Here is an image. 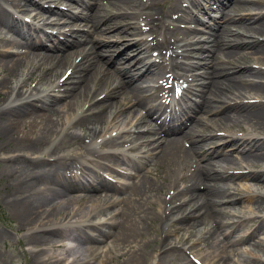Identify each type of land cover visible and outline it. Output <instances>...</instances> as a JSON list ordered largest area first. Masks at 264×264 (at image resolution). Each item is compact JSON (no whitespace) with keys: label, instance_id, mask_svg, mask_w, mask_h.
I'll use <instances>...</instances> for the list:
<instances>
[{"label":"bare ground","instance_id":"6f19581e","mask_svg":"<svg viewBox=\"0 0 264 264\" xmlns=\"http://www.w3.org/2000/svg\"><path fill=\"white\" fill-rule=\"evenodd\" d=\"M41 1L0 0V153H4L1 155L5 162H16L4 169V181L8 189L6 199L16 211L19 229L39 228L25 236L28 244L58 248L63 247V241L71 237L82 248L78 246L81 254L73 258L70 264H88L95 260L94 257L101 250L95 244L111 234L106 230L116 219L120 222L111 243L120 253L110 256L103 263L145 264L147 259H144L141 238L145 224L158 219L170 220L171 231L166 232V235L189 232L198 225H205L217 215L226 214V209H233L239 202V199H230L229 187L223 183L233 178H244L260 185L262 191L244 198L251 204L255 203L259 213H264V81L249 79H264L263 12L236 20L231 17L230 11L243 7L239 4L249 0H234L231 9L226 10V5L219 6L223 25L219 33H209L195 27H182L183 23L206 25L192 14V9H203L201 0H191L190 8L186 5L189 11L181 9V0H175L174 3L166 0H95L91 12L70 14L64 8L55 11L51 7H44ZM46 1L59 6L74 0ZM103 1L113 6L116 12L106 13L105 7L100 4ZM256 3L264 5V0H257ZM74 5L77 9L82 5V0ZM204 9L211 10V7ZM173 12L181 13V16L175 20L176 24L170 25L165 18ZM18 14H30L31 18L22 19ZM54 15L66 16L72 20L68 22L70 25H73L74 20L82 19L85 25L89 24V29L85 30V35L75 36L76 39L59 38L56 33L65 22L61 18H53ZM139 20H143L144 24ZM35 21L43 22V27L49 26L55 34L44 31L41 26L33 23ZM233 23H239L238 26L245 28L254 39L246 42L236 37V40H230ZM74 33L76 31L72 27L59 35ZM121 33L136 36L137 39L131 45L133 51L145 54L146 62L140 59L144 62L143 71L137 74L133 73L135 65H128V57L123 56L126 55V49L109 58L100 53V46L109 51L117 48ZM146 33L148 36L144 38ZM200 33H208V36H199ZM94 35L102 37L101 41L92 40ZM167 35L176 38H168L167 42ZM197 36L202 39L192 42ZM158 37H163L164 41L158 42ZM103 38L115 39L108 41ZM192 45L197 47L192 49ZM6 47H12L15 52L8 53ZM153 49L157 51L159 60L146 59ZM197 54L203 57L202 63L185 62L194 59ZM244 57L246 60L261 62L262 67L255 69L234 65L243 62ZM230 61L234 62L231 64ZM21 68L26 70V80L21 87L31 80L38 87L30 89L29 94L19 88L12 97L8 85L17 79ZM199 68L201 71L196 72ZM169 78L177 82L184 80L183 83L200 82L194 94L188 91L189 98L185 97L177 109L173 107L166 113L168 93L175 86H159L161 90L157 93L148 86L143 87V84ZM52 81L54 85L50 86ZM42 84L43 88L38 89ZM53 91H59L60 95L51 94ZM232 93L249 94L250 97H242L239 101H236L238 98H232L234 102H226L225 94ZM35 102H40V105ZM223 103L225 106H220ZM80 105L87 109L81 111L78 109ZM140 109L144 112L134 122V130L126 131L131 135V140L117 143L111 139L103 145L121 148L130 144L125 151L99 153L81 148V156L77 153L66 156L59 155L57 145H53L55 139L63 133L58 125L62 113H66L65 126L85 127L86 133L91 135L102 129L109 115L117 119L125 111L130 113ZM207 121L223 126L235 122L242 136L231 132L229 142L219 148L205 150L209 144H218L212 142L213 139L220 140L221 135H224H213V127ZM244 125L250 128L246 129ZM204 130L209 133H201ZM62 138L65 147L69 148L74 147L76 141L79 142L77 145H81L89 137L76 138L72 134H63ZM136 150L139 151L138 159L144 161L138 166L133 165L135 170L150 164L151 167H157L155 171L158 177H162L161 167L166 168L169 175L182 173L168 181L166 198L159 203L149 202V196L154 191L165 192L167 188L159 186L155 189L145 178H137L130 185L120 216L113 214L111 217L113 222L108 223L106 219L98 224L87 223L91 213L80 209L71 216V211L78 203L86 201L98 204L102 198L107 199L117 191L116 186L105 181L99 172L117 165L118 154ZM87 156L90 159H86ZM83 160L90 166L84 167ZM236 160L245 163L248 168L260 165L261 169L239 173L215 168ZM162 179L167 180V176ZM76 191L85 194L70 195ZM160 205L165 207L162 211H159ZM61 215H65V218L61 219L60 224L69 217L65 224H75L76 227L70 231L49 229ZM245 220L241 218L240 223ZM263 228L261 223L245 236L230 240L227 245L253 240ZM90 230L93 231L87 232ZM214 236L210 237L209 243L216 257H220V262L221 256L217 251L222 241H217ZM3 237L0 233V240ZM189 238V235L179 238L181 246L172 240L161 239L157 246L159 258L162 259L171 251L177 254L178 249L186 244H189L188 249L193 252L195 243H190ZM261 242H254L253 248L260 246ZM83 252L89 254V257L86 255L84 258ZM176 256L179 257L178 264H189L185 254L178 252ZM33 260V264H62L59 259L48 257L44 249L36 252ZM221 263L224 264L223 261ZM248 264H262V261L255 259Z\"/></svg>","mask_w":264,"mask_h":264},{"label":"rangeland","instance_id":"374dc122","mask_svg":"<svg viewBox=\"0 0 264 264\" xmlns=\"http://www.w3.org/2000/svg\"><path fill=\"white\" fill-rule=\"evenodd\" d=\"M78 0H74L73 2L69 3H63L59 4V6H55L54 3L48 2L46 0L41 1L42 5L44 7H51L55 11H59L64 8L65 12L70 13H78V12H91L93 10V6L95 5V0H82V5L79 6L77 9L74 5L75 2ZM169 2H173L175 0H166ZM257 0H249L248 2L240 3V6H243L241 8H235L230 11L231 17H234L236 20H241L240 18H249L255 16L259 12L264 13V5L257 4ZM190 0H181L180 7L181 9H185L189 11L190 9ZM234 0H210L209 2H205L202 0L203 8L210 6V11H202L200 9H192L196 17L200 19V21H204L206 25H200L196 23H183L182 27H195L198 30H204L209 33H219L221 30V26L223 25V21H221V8L219 9V6L226 5V10L231 9V6L233 5ZM256 3V4H254ZM102 6H104L106 13H115L116 9L111 6L110 4H107L106 1L100 2ZM186 5L189 7L187 8ZM82 14V13H80ZM83 15V14H82ZM18 16L22 19L30 20L31 15H21L18 14ZM178 16H181V13L173 12L169 14L168 17L165 18L167 23L170 25H174L175 20ZM132 17V16H131ZM53 18H61L65 23L62 25V28L57 31L56 36L59 38H67V39H76L75 36L78 35H85V30L89 29V24L85 25V22L80 20H74L73 25L68 24L69 21H72L70 19H67L66 16L63 17H56L55 15ZM49 21V20H48ZM132 22V19H131ZM141 24H144L143 20H139ZM34 24H38L41 26L45 31L52 32L49 26L43 27V22L41 21H35ZM234 26L231 27L232 35L230 36V40L235 39L236 37L239 38V41H251L254 38L251 36V34H247L245 31V28L239 27V23H233ZM76 31L74 34H65V35H59L62 32L68 31L69 29H72ZM3 32L5 33V36L9 38V35L5 32L3 29ZM54 33V32H52ZM55 34V33H54ZM148 33L144 35V38ZM200 35H204L203 37L208 36V33H200ZM119 36V35H118ZM120 36V43L118 44V47L113 49L112 51L108 50L106 47L100 46V53L105 57L109 58L110 55L114 56L115 53L120 52L123 49H126V55L123 56L128 57V65L133 64L134 70L133 72L136 73L142 69L143 63L140 61L139 58H144L145 54L141 51L136 52L133 51L132 44L135 39H137L136 36L132 37L129 35H126V33H121ZM119 36V37H120ZM168 38H176L172 35H167L166 40L168 41ZM177 38H180L177 37ZM92 40L95 39H102V37H96L95 35L92 36ZM104 40H113L115 38H103ZM150 39H153V36H150ZM198 38V36L194 39H192V42H195ZM158 40L162 42L164 38L158 37ZM158 41V42H159ZM151 42V41H149ZM177 43V42H176ZM151 44V43H150ZM173 44V43H172ZM178 44V43H177ZM181 45V44H178ZM197 47V45H192V49ZM8 53L15 52L12 47H6L5 48ZM165 52V51H163ZM135 58V60H133ZM159 55L157 51L154 49L149 52V57L146 59H149L151 61L153 60H159ZM206 58V57H205ZM203 57H199L198 54L195 55L194 59L186 60V63L196 64L197 62L202 63ZM246 60V58L244 57ZM139 60V62H138ZM223 60H225L223 58ZM241 62L240 64L234 63V65H241V66H247V67H254L255 69H258L257 67L261 68L262 63L257 60H246ZM234 61H230L232 64ZM201 69L199 68L196 72H200ZM232 72V70H228ZM2 77V74L0 75ZM26 77V70L25 68H21L17 74V79H14L10 85H8V92H11V96L14 97L15 92L20 88L22 92H26L29 94L30 89H32L34 86L38 87L36 83H33L34 81H28L27 85L24 87H21V84L23 81H25ZM260 77V76H256ZM250 80H259L264 81V79L260 78H249ZM247 80V79H246ZM200 82V81H199ZM199 82L193 83L190 81V83H187L189 88L197 91L199 87ZM58 83V82H57ZM45 84V83H44ZM149 85L151 88H154L156 84L149 83L146 84ZM146 85H143V87H146ZM43 88V84L38 88ZM53 95H60L59 91H54L52 93ZM227 96L226 102H234L233 99H237L236 101H239L242 99V97H250L249 94L245 95H238L237 93L232 94H225ZM101 96V95H100ZM98 96V97H100ZM254 97V96H251ZM233 98V99H232ZM37 105H40V102L36 103ZM4 105V104H1ZM220 106H225V103L220 104ZM78 109H81V111H85L87 109L86 106L83 107V105H80ZM144 110H134L133 112L125 111L124 115L118 117L117 119H112V117L108 116L107 121L103 124L102 129L97 131L96 133H93L91 135H88L85 131V127H75V128H69L65 126L66 122V113L60 114V117L58 119V125L59 128L61 127L63 133L62 135H59L55 139L54 146L57 145V149L59 150V155H75L77 153L78 155H82L83 150H93L97 151L99 153H118L121 151L127 150L131 145L128 144L125 147L121 148H109V147H103L105 143H107L111 139H115L117 143H120L122 141L131 140V135H128L126 132L127 130H131V132L134 130L133 124L135 121L140 119L143 115ZM65 114V115H64ZM108 115V114H107ZM107 118V117H106ZM207 124L212 128V133L214 134H224L221 135L222 138L220 140L213 139L212 142H217L218 144H209L207 147H205V150H212L215 148H219L220 145L225 144L229 142L231 139V132H234V135H240L239 128L237 127L235 122L226 124V125H219L215 123H210L207 121ZM188 126V125H187ZM244 128L249 129L250 127L248 125H244ZM141 129H144L143 127ZM125 130V131H124ZM199 131H201L200 128H198ZM204 134H208L209 132L207 130H204ZM63 134H72L76 138H80L82 136L89 137L86 139L81 145L79 142H75L74 147L70 146L69 148L65 147V144L62 142ZM242 136V135H240ZM210 140H207L209 142ZM139 142H137L138 144ZM201 143V142H200ZM83 148V150L81 149ZM4 153H0V233L4 235V237L0 240V264H33L35 260H33V256L36 252L40 251L41 249H44L48 257H52L55 259H59L62 264H70L73 258L79 256L81 254L79 247L82 248V245L75 242L74 239L70 237L66 238L63 241L64 246L63 247H52L49 249L47 246L38 247L31 244H28L25 240V236L34 233L37 229L31 230V228L27 227L24 230H20L16 218V211L14 207L7 201V192L8 189L5 187V181H4V169L10 166H13L16 164V162H5L4 159H2V155ZM235 156V154H232ZM139 151L136 150L134 152H124L122 155L118 154V157H116L117 165L112 166V168H104V170H100L99 174L102 178L109 181L112 185L116 186L117 191L115 193H112L111 197L102 200L97 204H91L87 203L86 201H82L77 204V206L74 207V209L71 211L70 215H75L77 210L80 209L82 212H90L91 215L87 219V223H94L98 224L100 222H103L104 220L108 219V223L113 222L111 217L113 214H118L120 216L121 213V207L123 202L127 199L129 195V189L132 181H135L137 178H145L150 184L154 186L156 189L159 186H164V188H167V183L171 179H174L178 176H180L182 173L177 172L172 175H169L166 168L161 167L160 170L162 171V177L157 176V172L155 171V167H151L150 164H145L139 167L138 170H135V167L133 165H140L142 158L138 159ZM86 159H90V157H86ZM135 160V163H132ZM82 165L85 167L88 164L86 163V160L82 161ZM90 166V165H88ZM216 169H219L220 171H233V172H239V173H246L249 171H257L261 169V166L258 165L256 168H248L247 165L239 160L233 161L229 165L220 164L219 166L215 167ZM6 170V169H5ZM167 176V180L162 179L163 177ZM225 187H229L230 191V199H239V202L233 207V209H226V214L217 215L214 219H212L210 222L206 223L203 226H196L195 229L189 230V232L181 231L180 233H173V234H167L166 232H170V224L171 221H161L160 219L151 222L149 221L147 224L144 225L143 233H142V244H143V253H144V259L146 261L145 264H178L177 260L179 257L176 255L178 252L180 254H185L187 257V260L189 264H222L221 261L224 262V264H248L250 262H253L255 259L261 260L262 264H264V228L259 231L253 240H249L246 242H239L235 244L227 245V242L230 240H237L239 237L245 236L248 231L255 229L258 227L261 223L264 225V213H259L256 209V204L249 203L244 197L245 196H253L255 193L262 191L259 184L253 183L247 179L244 178H233L230 180L223 181ZM180 188L183 187V184L179 186ZM169 188L164 192L157 193L154 191L150 196L148 201L149 202H155L159 203L161 199L166 198V192ZM85 193L82 191H76L70 193V195H84ZM103 197V196H102ZM159 211H162L165 207L164 205H160ZM169 207H167V210ZM107 213H110L109 215H106ZM112 214V215H111ZM263 216V217H262ZM260 217V218H255ZM65 218V215H61L59 217L58 221H55L49 229H55V228H61L66 230H72L76 227L75 224L67 225L65 224L67 220L63 222V224H60L61 219ZM110 218V219H109ZM176 217L174 216L173 219ZM245 218V222L240 223V219ZM255 218V219H253ZM120 221H117L115 219V223L107 227L106 231H109L111 234L107 235L102 242L96 243L95 246L100 247L101 250L98 251L96 256L94 257L93 262H89L88 264H107L103 263V261L107 262V259L110 258V256H114L115 254L120 253L118 249H114L113 244L111 243L113 241L114 236L117 234V224ZM47 229V228H46ZM93 230L87 231L92 232ZM232 233V234H229ZM215 234L214 237H217V241H222V243H219V251L217 253L220 254L221 259L219 262L220 257H216V253L210 245V237ZM190 236L189 242L195 243V249L193 252L189 250V244L183 245V248L178 249L179 251L177 254L174 252H169L168 255L163 257L162 259L159 258V251L157 249V246L159 245V242L161 239L166 238L167 240H172L174 244L181 246V240L179 241V238L181 237H187ZM179 241V242H178ZM261 242L260 246L253 248L254 242ZM102 244V246H101ZM225 245V247L222 248V246ZM79 246V247H78ZM223 250V251H222ZM83 257L85 258L86 255L89 257V254H86L85 252L82 253Z\"/></svg>","mask_w":264,"mask_h":264}]
</instances>
